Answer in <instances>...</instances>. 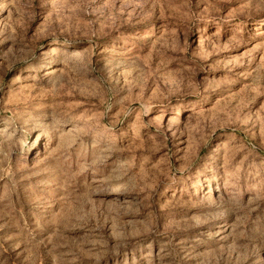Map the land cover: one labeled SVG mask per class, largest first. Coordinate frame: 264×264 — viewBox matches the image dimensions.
Masks as SVG:
<instances>
[{"label":"rangeland","instance_id":"obj_1","mask_svg":"<svg viewBox=\"0 0 264 264\" xmlns=\"http://www.w3.org/2000/svg\"><path fill=\"white\" fill-rule=\"evenodd\" d=\"M0 264H264V0H0Z\"/></svg>","mask_w":264,"mask_h":264},{"label":"bare ground","instance_id":"obj_2","mask_svg":"<svg viewBox=\"0 0 264 264\" xmlns=\"http://www.w3.org/2000/svg\"><path fill=\"white\" fill-rule=\"evenodd\" d=\"M175 118V117H174Z\"/></svg>","mask_w":264,"mask_h":264}]
</instances>
